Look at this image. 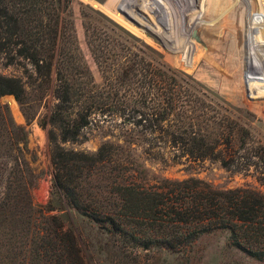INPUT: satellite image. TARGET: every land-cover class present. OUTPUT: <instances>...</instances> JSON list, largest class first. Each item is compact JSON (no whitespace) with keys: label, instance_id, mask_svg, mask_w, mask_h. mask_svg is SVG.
<instances>
[{"label":"trees","instance_id":"trees-1","mask_svg":"<svg viewBox=\"0 0 264 264\" xmlns=\"http://www.w3.org/2000/svg\"><path fill=\"white\" fill-rule=\"evenodd\" d=\"M61 4L62 0H0V60L8 65L24 61L48 81L55 74L56 103L48 119L54 188L120 247L180 251L202 233L227 229L233 246L263 260L264 195L250 189L219 190L192 177L162 178L152 184L118 145L105 142L85 152L60 144L77 141L91 115L106 107ZM84 28L93 29L88 23ZM94 36L98 40L87 38L88 50L113 110L133 127L141 126L151 136L163 132L166 141L182 147L184 119L190 117L195 142H190L188 153L194 158L218 159L229 167V152L239 147L264 161V146H249L250 130L222 112L207 116L211 104L197 96L175 68L157 66L129 48L117 51L107 34ZM24 92L20 78L0 74V96L13 94L23 103ZM7 132L13 164L0 165V264H85L75 235L56 215L33 207L35 176L19 147L25 133L10 120Z\"/></svg>","mask_w":264,"mask_h":264},{"label":"rangeland","instance_id":"rangeland-1","mask_svg":"<svg viewBox=\"0 0 264 264\" xmlns=\"http://www.w3.org/2000/svg\"><path fill=\"white\" fill-rule=\"evenodd\" d=\"M60 10L73 22L106 106L91 115L77 141L60 142L63 147L94 152L105 142L118 145L152 184L161 183L162 178L192 177L219 190L250 189L264 195V161L254 153H248L249 157L239 147L231 148L229 167L218 159H196L188 153L190 142H195L190 117L184 119L182 147L166 141L163 132L151 136L150 131L125 121L113 110L86 42L87 38L98 40L94 36L98 33L107 34L113 38L108 40L110 46L117 43V51L129 48L155 65L175 68L191 90L211 104L207 116L217 111L237 119L251 132L249 146H264V0H62ZM85 23L95 31L86 30ZM4 62L0 60V74L20 78L25 94L23 103L13 94L0 96V165L13 164L7 132L10 120L25 133L19 147L35 176L33 207L56 215L75 235L85 264H264V259L233 246L227 229L202 233L180 251L120 247L109 233L71 208L53 186L48 119L56 103L55 74L48 81L24 61Z\"/></svg>","mask_w":264,"mask_h":264}]
</instances>
